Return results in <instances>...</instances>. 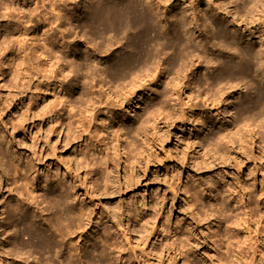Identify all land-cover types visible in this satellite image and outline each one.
Returning a JSON list of instances; mask_svg holds the SVG:
<instances>
[{"label": "rangeland", "instance_id": "rangeland-1", "mask_svg": "<svg viewBox=\"0 0 264 264\" xmlns=\"http://www.w3.org/2000/svg\"><path fill=\"white\" fill-rule=\"evenodd\" d=\"M53 1L68 18L48 28L40 21L49 14L19 20L16 13L8 22L0 8V71L2 62L9 69L15 49L31 58L22 57L29 63L22 70L27 84L0 75V264H264V217L257 214L264 207L262 7L253 0H101L108 6L138 1L160 42L149 48L151 58L115 77L109 67L131 54L130 32L93 34L85 16L95 0ZM45 40L53 54L43 49ZM175 41L181 57L166 46ZM51 102L58 123L34 117ZM148 111L154 118L144 124ZM19 122L26 131L15 135ZM9 160L26 161L23 171ZM24 178L36 191H25L20 203L15 188ZM247 188L261 200L253 207L252 236L258 230L262 243L255 255L249 251L254 239L240 243L245 230L234 225L241 212L232 200L238 192L248 202ZM9 202L19 203V211L10 212ZM3 209L12 224L1 234ZM248 212L240 216L254 215ZM51 216L72 245L57 238L49 253L35 250L29 236L20 239L24 247L13 242L20 228L47 237ZM180 244L188 252L180 253Z\"/></svg>", "mask_w": 264, "mask_h": 264}, {"label": "bare ground", "instance_id": "bare-ground-1", "mask_svg": "<svg viewBox=\"0 0 264 264\" xmlns=\"http://www.w3.org/2000/svg\"><path fill=\"white\" fill-rule=\"evenodd\" d=\"M8 1V0H7ZM7 1L5 0H2V4L0 5V8L2 7V10L4 12V18H6V20L8 22H12L13 21V18L14 16L16 15L17 13V18H18V15H19V20L20 18L22 19H25V17L28 15V18L30 16H35V15H42V13H44L46 16L49 14L50 17L46 20H44L43 22L40 21V23H42V25H45L46 27L47 26H53L55 23H57L58 21L60 22H63V20L67 19V15L68 14H61L62 12H60L59 10V7H55L56 5L53 3L54 1L53 0H48V7L50 8V10L47 9L46 7V0H18L17 4L12 2V3H8ZM67 1V0H66ZM255 1V6L256 7H262V10H264V0H253ZM10 2V1H9ZM62 2V1H61ZM138 2V1H137ZM136 1H130L126 4L121 5H114V6H108V5H103V3L101 2V0H95V8H92L89 10L88 14L85 16V19L87 21V23L89 24L90 26V29L91 31L93 32V34L95 35H102V34H106L108 32H113L115 34H120L122 32L125 33L126 32H130V35H126L127 36V39H128V47L130 49V52L131 54L116 61L115 63H113L110 67H109V70L112 72V74L116 77L120 76L121 75V72H123L124 70H127L128 69H132L133 67H137L138 65H140L143 61H147L148 58H151V54H150V51L151 49H149L150 47H152V43L154 44H160L159 42V39H157V35H153L154 33V30L152 29V26H151V22L150 20L148 19V17L145 15V13L140 10L138 8V4H137ZM1 3V2H0ZM64 3V2H63ZM61 4V3H60ZM70 4V3H68ZM31 6V8L29 7ZM35 6V7H34ZM34 7V8H33ZM1 14V15H2ZM22 14V16H20ZM38 16H37V19H38ZM3 18V16H2ZM1 18V19H2ZM30 19V18H29ZM33 20V19H32ZM16 21V20H14ZM31 21V20H30ZM18 22V20H17ZM19 23V22H18ZM24 23V22H23ZM30 23V22H29ZM38 23V22H37ZM17 23H15L16 25ZM24 27L25 24H22ZM36 25V24H35ZM2 26V25H1ZM17 26V25H16ZM60 26V25H59ZM27 27H28V24H27ZM25 27V28H27ZM54 27V26H53ZM56 27V26H55ZM14 28V27H13ZM48 28V27H47ZM5 29V28H4ZM7 29V27H6ZM5 29V40L7 41L10 36H12L10 33V35H8V32H11L10 31V28L6 30ZM17 29V28H16ZM29 29V28H28ZM31 29V28H30ZM50 29V28H49ZM53 29V28H52ZM54 30V29H53ZM44 33V32H43ZM24 36H27L29 34L28 31H25L24 33ZM14 35V34H13ZM3 36V35H2ZM40 36V35H39ZM1 37V36H0ZM17 37V36H16ZM15 37V38H16ZM23 37V36H22ZM30 37V36H29ZM33 37V36H32ZM20 38V37H19ZM46 38V37H45ZM44 38V39H45ZM17 39V38H16ZM30 39V38H29ZM43 39V40H44ZM10 40V39H9ZM33 40H39L40 41V38H37L36 39L33 37ZM44 43L42 45H44L45 47H43V49H46L47 51H45L46 53L50 52V54L52 53L51 51V43L50 41H43ZM1 43V42H0ZM19 43V42H17ZM25 43V42H24ZM23 42H22V47L25 45ZM39 43V42H38ZM41 44V43H40ZM39 44V45H40ZM20 47L21 45L18 44ZM163 45V44H162ZM161 45V46H162ZM8 45H6L5 47H7ZM156 46V45H155ZM153 46V47H155ZM166 46L168 48H171L176 54V57H181L182 55V48L180 47V42L178 41H175L171 44H166ZM18 47V46H17ZM30 47V46H29ZM37 47V46H36ZM152 47V48H153ZM1 48V46H0ZM26 48V47H25ZM25 48H24V51H25ZM39 48V47H38ZM3 48H1L2 50ZM27 49V48H26ZM6 50V49H5ZM180 50V51H178ZM31 51V49H30ZM34 52V51H33ZM44 52V51H42ZM44 52V53H45ZM1 53V52H0ZM15 55H14V58L11 59V62H10V67L9 69L5 70V64L2 62V69L0 71V75L4 76V75H12L13 74V77H14V80H18L20 82H22V85H25L24 81L28 74L27 75H23L22 73V70H27V62H25L26 66L23 65L24 64V60L22 59V57H26L28 60H30L31 58H29V54H25V52L22 51L21 48H18V49H15L14 51ZM28 53V52H27ZM32 53V51H31ZM42 54V53H41ZM53 54V53H52ZM2 56V53L0 54ZM24 55V56H23ZM43 55V54H42ZM4 56V55H3ZM32 56V55H31ZM30 56V57H31ZM47 56V55H46ZM13 57V56H12ZM53 57V56H52ZM6 58V57H5ZM25 58V59H26ZM51 59V58H50ZM2 60V59H1ZM9 61V60H8ZM27 61V60H26ZM53 61V59H52ZM53 63V62H52ZM8 64V63H7ZM5 65V66H4ZM47 65V63H46ZM51 65V64H49ZM48 65V68L46 69V72H49L50 74H52L54 71H53V67L52 66H49ZM137 65V66H136ZM1 67V66H0ZM8 67V66H7ZM35 68V67H34ZM228 69V72H232L231 70L233 69V66H230L228 65L227 68L225 70ZM30 70V69H29ZM64 70V69H63ZM28 71V70H27ZM31 71V70H30ZM32 71H34L32 69ZM44 71V70H43ZM62 73V72H61ZM121 77V76H120ZM12 78V77H11ZM45 78V77H44ZM13 80V79H12ZM13 80V81H14ZM45 80V79H44ZM50 80V77H46V81L47 83L49 84ZM17 81V82H18ZM28 82V81H27ZM26 82V84H27ZM142 82V81H141ZM177 82V81H176ZM16 85H18L17 83H15ZM14 84V85H15ZM21 85V86H22ZM29 85V84H28ZM170 85V84H169ZM171 85H174L176 88L178 87V83H174ZM23 87V86H22ZM18 88V87H17ZM26 88V87H25ZM24 88V89H25ZM21 89V88H20ZM130 94H132V90H130ZM130 95V96H131ZM259 95V102L262 103L264 101V91H260V93H258ZM118 96V95H116ZM128 96V95H127ZM125 97V100L128 98L124 95ZM60 99V98H59ZM58 99V102L61 100ZM129 99V98H128ZM124 101V100H123ZM58 102H56L55 100V104H57ZM65 103V102H63ZM111 103V102H110ZM109 103V104H110ZM116 104H113L114 105H118L117 102H115ZM54 102L52 103H48L46 104L45 106H43V109L41 110V107H40V110L36 109V112H35V116L34 117H37L39 121H46L48 118L49 119H55L56 118V123H58L60 120L59 118L56 116V110L53 111L55 109V105ZM59 104V103H58ZM112 104V103H111ZM65 105V104H64ZM66 106V105H65ZM111 106V107H113ZM32 107V106H31ZM54 107V108H53ZM64 107V106H63ZM110 107V105L108 106ZM115 107V106H114ZM113 107V109H114ZM118 107V106H117ZM30 108V106H29ZM35 108V107H34ZM68 108H70L72 110V105H68ZM31 109V108H30ZM53 109V110H52ZM74 109V108H73ZM92 110V109H91ZM109 110V109H108ZM149 110V109H148ZM29 111V110H27ZM65 111V110H64ZM110 111V110H109ZM112 111V109H111ZM71 112V111H70ZM69 112V113H70ZM93 112V111H92ZM92 112H90L89 114H91ZM25 113V112H24ZM29 113V112H28ZM27 113V114H28ZM64 113V112H63ZM96 113V112H95ZM149 113V111H148ZM147 113V114H148ZM159 113V112H158ZM74 113L72 112V115ZM155 114V113H154ZM26 115V114H24ZM77 115V114H76ZM92 115V114H91ZM95 115V114H94ZM74 116V115H73ZM78 116V115H77ZM93 116V115H92ZM106 116V115H105ZM109 116V115H108ZM111 116V115H110ZM155 116V115H154ZM25 118V116H23ZM28 117V116H27ZM26 117V118H27ZM70 117V115H69ZM68 117V118H69ZM76 117V116H75ZM113 116H111L110 118H112ZM36 118V119H37ZM96 118V116H95ZM94 118V119H95ZM151 118H154L153 117V113H149V115L147 116V119L146 121H144V124L145 123H150V120H152ZM23 119V118H22ZM61 119V118H60ZM82 118H80V120L78 121L79 123H82L81 120ZM92 119V117H91ZM90 119V120H91ZM89 120V119H88ZM90 120H89V123H90ZM24 121V120H23ZM93 121V120H92ZM84 122V121H83ZM23 123H26V122H23ZM66 123V122H65ZM70 123V122H69ZM87 123V122H86ZM88 123V124H89ZM51 124V122H50ZM84 124V123H83ZM82 124V125H83ZM41 125V124H40ZM66 125V124H65ZM68 125V124H67ZM72 125V124H71ZM79 125V124H78ZM80 124V126H82ZM52 126V125H51ZM79 126V127H80ZM157 126V125H156ZM54 127V126H52ZM50 128V130H48L49 132L52 131L51 129L53 128ZM70 127V125H69ZM83 127V126H82ZM85 127V126H84ZM84 127H83V130H84ZM89 127V126H88ZM86 128V127H85ZM155 127H153L154 129ZM72 129V128H71ZM70 128L68 130H71ZM76 129V128H75ZM89 130V129H88ZM13 131H14V134L17 135V134H20L22 131L23 133H25L24 131H26V128L24 127V125H22V123L19 122V124L15 125L14 128H13ZM75 131V130H74ZM81 132V131H80ZM79 132V134H80ZM85 132V131H84ZM51 133V132H50ZM78 133V132H77ZM97 133H98V130H97ZM90 134V133H89ZM35 138H36V135H35ZM239 138V137H238ZM242 137L239 138L240 141H242L241 139ZM1 139V138H0ZM37 140V139H35ZM238 140V141H239ZM239 141V142H240ZM3 143V141H1ZM35 145L37 144V141H35ZM231 142L233 143V141H228V143ZM235 143V142H234ZM242 144V145H241ZM240 144V147H243V149L246 147V144L243 142ZM34 143L32 144V150L34 149V153L36 154V149L33 147ZM46 145V144H45ZM46 149V148H45ZM52 149V148H51ZM228 150V149H227ZM245 150V149H244ZM231 151V150H230ZM13 152V151H12ZM42 152H47L46 150L42 151ZM51 152V150H50ZM50 152H48L50 154ZM34 154V156H35ZM5 156V155H4ZM7 156V155H6ZM39 156H42V155H39ZM38 156V157H39ZM47 157H49L47 154H46ZM8 157V156H7ZM37 157V156H36ZM5 158V157H4ZM12 159V158H11ZM10 159V160H11ZM19 159V158H18ZM34 159V158H33ZM39 158H37V162L40 163L41 160V157L40 159L38 160ZM8 161L10 162V166H12L16 172H22L23 169H24V163H20V162H15L13 160H15V158L12 160V161ZM17 161V160H16ZM12 162V163H11ZM29 166L30 165V160L28 159L27 162H26ZM35 164V163H34ZM107 164V163H106ZM110 164V163H109ZM131 164V163H129ZM38 165V164H37ZM32 166V165H30ZM36 167V166H34ZM34 168H29V170H33ZM36 169V168H35ZM34 169V170H35ZM108 171V169H107ZM33 172V171H32ZM109 172V171H108ZM107 172V173H108ZM46 174V173H45ZM50 175V174H49ZM3 176V175H2ZM1 176V177H2ZM38 177V176H37ZM36 177V178H37ZM36 178H33V180H36ZM49 179V178H48ZM108 179V178H107ZM1 180V179H0ZM110 180V179H109ZM108 180V181H109ZM1 183V182H0ZM16 184L19 183V176L17 177V180L15 182ZM61 184V183H60ZM59 184V185H60ZM6 185H8V183H6ZM70 186H73V185H70ZM244 185H242L243 187ZM231 188L228 190L229 192V197L231 198L232 197V185L230 186ZM247 187V186H246ZM9 188V187H8ZM63 188V187H62ZM245 188V186H244ZM22 189V190H21ZM24 189V190H23ZM247 190V195L250 196V198H248V202H244L243 201V197L237 192L236 194V197L233 198V202L238 205L236 206L235 205V212H241L244 211V210H248L249 212L248 213H245V215H249V213L251 212H254V215L253 213L251 214L252 217L250 216V218L246 217H241L240 214L241 213H237V216H236V219H235V226L237 227H242L243 230H245V234H246V238L243 242L240 241V243H246L249 241V239H254V242L253 243H250L249 244V251H252L255 254H258L260 251H259V246H262V243H260V236H259V233H258V230L256 231V234L254 236H252V226H253V222H254V216L256 215V209L257 207H260V201L261 200H258L256 198L255 195H253V192L251 190H249L248 188L246 189ZM10 193L12 192L11 190H9ZM8 191V192H9ZM26 191V193L28 194H34L35 191H36V188H34V184L31 183L29 180L25 179L22 180V186L20 188L16 187L15 188V194L16 196L19 197V202L21 203L22 202V199H21V196L24 194V192ZM254 191V190H253ZM14 192V191H13ZM12 192V193H13ZM255 192V191H254ZM225 193V192H224ZM38 196H35L33 198V200H36ZM45 202V197L43 200H41V203H44ZM5 203V202H3ZM10 203V202H9ZM248 203V204H247ZM30 205H32V202L30 203ZM10 209H8L10 212L11 211H14V212H18L19 209H20V204H16L14 202H11L9 205ZM8 207V208H9ZM255 207V208H253ZM2 214H6V218L3 219V223L4 224H7V226H3V229L1 231V234H3L4 232L8 231L9 227L11 226L12 224V221H11V215L10 213H7V210L6 209H3V212ZM257 214L260 215V219L262 220L263 219V215H264V207L260 209V211L257 212ZM244 215V216H245ZM22 217H26L24 215V213L22 214ZM83 217H84V210L81 209L80 212H79V219L81 222L83 220ZM66 220H69L68 218ZM7 221V222H5ZM46 226L47 228L49 229V234L47 235V237L45 238H41L39 237L38 235L36 236H33L31 235V233L26 229V228H20L19 230H16L15 233L13 234V242L19 246H22L24 247L25 245L20 243V239L22 237H27L29 236V240L32 244V247L35 249V250H43V251H46V252H51L52 250L55 249V246L52 244L53 240L56 241L58 240L59 238L61 239V241H58L57 243H59L60 245L63 244L64 246H67V245H72L71 242H69L68 240L65 239L64 237V234L62 233V229H61V225L59 224V219H55L54 220V217L51 216L47 221H46ZM147 226V224L145 225V227ZM148 231V228H146L145 232ZM264 233V232H263ZM211 237H214V235L212 234ZM58 238V239H57ZM223 244L221 243L220 246H219V250H223ZM58 246V245H57ZM179 252L180 253H186L188 252L187 249H186V246L185 245H181L179 246L178 248ZM57 256H59V254H57ZM220 260V259H219ZM242 260V259H241ZM0 261H1V258H0ZM243 261V260H242ZM254 264V262H253Z\"/></svg>", "mask_w": 264, "mask_h": 264}]
</instances>
